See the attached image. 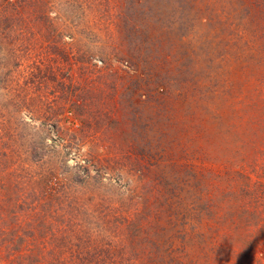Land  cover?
<instances>
[{
  "label": "rangeland",
  "instance_id": "rangeland-1",
  "mask_svg": "<svg viewBox=\"0 0 264 264\" xmlns=\"http://www.w3.org/2000/svg\"><path fill=\"white\" fill-rule=\"evenodd\" d=\"M0 264H264V0H0Z\"/></svg>",
  "mask_w": 264,
  "mask_h": 264
}]
</instances>
